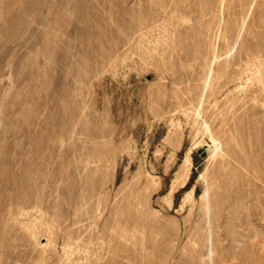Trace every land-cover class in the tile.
Masks as SVG:
<instances>
[{"label": "rangeland", "instance_id": "1", "mask_svg": "<svg viewBox=\"0 0 264 264\" xmlns=\"http://www.w3.org/2000/svg\"><path fill=\"white\" fill-rule=\"evenodd\" d=\"M83 263L264 264V0H0V264Z\"/></svg>", "mask_w": 264, "mask_h": 264}, {"label": "bare ground", "instance_id": "2", "mask_svg": "<svg viewBox=\"0 0 264 264\" xmlns=\"http://www.w3.org/2000/svg\"><path fill=\"white\" fill-rule=\"evenodd\" d=\"M258 70V69H257ZM250 75V74H248ZM259 75V74H258ZM218 76L217 72L213 69L210 70L207 78H206V86L209 87L214 83L215 78ZM242 76V75H241ZM252 77V74H251ZM249 78V77H248ZM250 79V78H249ZM247 79V81L249 80ZM252 79V78H251ZM259 79V78H258ZM242 82V81H241ZM237 83V82H236ZM242 84V83H241ZM244 84V82H243ZM246 85V84H245ZM242 86V85H241ZM242 88V87H241ZM204 102V101H203ZM201 105V104H200ZM203 105V104H202ZM200 106L199 108H201ZM198 113V111H197ZM200 113V112H199ZM190 124V123H189ZM206 128L210 130V126L207 124ZM197 134V133H196ZM213 135V134H212ZM221 147V142L216 136H212V144L209 145V150L212 152L211 155H214ZM192 164V157H191V151L188 150L185 154L184 160L179 168L177 177L174 179L172 183L171 189L164 195V199L171 205L172 203V196L174 193V190L178 187L180 183H183L185 180V177L187 176V173L189 171L190 165ZM256 169V168H255ZM205 179V190L204 192L200 195L201 198H204L206 200V215L207 217H211V211H212V206H211V196L213 194L214 186H215V181L213 179H207L204 174L201 175ZM247 182V181H246ZM196 202V196L194 194V188L191 190L187 191L184 196L182 203L180 205V208H184L186 205H190V210L194 207ZM174 206V205H173ZM118 216V215H117ZM210 220V219H209ZM211 222V221H210ZM209 222V223H210ZM212 235V228L210 227V238ZM211 246H212V241H211ZM68 249V248H67ZM67 251V250H66ZM98 252V251H97ZM66 253V252H65ZM64 253V254H65ZM71 255V254H70ZM69 256V255H68ZM72 256V255H71ZM76 256V255H75ZM207 256V255H206ZM233 256V255H232ZM73 261V260H72ZM228 261V260H227ZM231 261V260H230ZM66 262V260H65ZM76 262V261H75ZM68 263V261H67ZM84 264V263H83Z\"/></svg>", "mask_w": 264, "mask_h": 264}]
</instances>
